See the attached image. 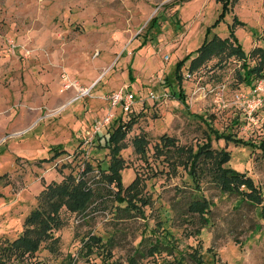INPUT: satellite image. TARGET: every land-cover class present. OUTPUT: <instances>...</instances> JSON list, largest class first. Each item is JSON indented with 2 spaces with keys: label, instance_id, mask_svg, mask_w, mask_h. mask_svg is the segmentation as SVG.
Wrapping results in <instances>:
<instances>
[{
  "label": "rangeland",
  "instance_id": "1",
  "mask_svg": "<svg viewBox=\"0 0 264 264\" xmlns=\"http://www.w3.org/2000/svg\"><path fill=\"white\" fill-rule=\"evenodd\" d=\"M206 29L208 38L231 33L244 54L264 47V0H0V246L19 235L47 183L77 177L87 162L84 179L100 187L95 165L108 155L99 144L117 120L131 122L118 151L121 184L137 177L147 201L133 213L116 208L112 189H98L102 205L82 215L61 208L50 240L6 264H264V78L243 85L238 61L216 65L214 55L190 73L185 60L174 78ZM118 89L132 94L125 112L108 104ZM208 127L250 145L215 140ZM161 135L174 147L157 149ZM205 141L252 181L255 204L242 189L220 192L211 160L188 169V150ZM52 147L62 152L51 158ZM194 195L208 201L207 213L185 211ZM90 235L99 241L88 253ZM141 239L161 245L149 253Z\"/></svg>",
  "mask_w": 264,
  "mask_h": 264
},
{
  "label": "trees",
  "instance_id": "2",
  "mask_svg": "<svg viewBox=\"0 0 264 264\" xmlns=\"http://www.w3.org/2000/svg\"><path fill=\"white\" fill-rule=\"evenodd\" d=\"M210 33L209 29H206L200 44L194 49L192 53L187 54L183 59L176 62L174 67V78L180 79V68L186 63V72L190 73L202 63L208 60L211 56H218L216 65H220L228 58H233L238 61L236 73V79L246 86H252V83L259 79L264 78V47L255 46L252 47L247 54H244L236 43L234 37L229 33L226 37L218 38L214 33ZM225 50V51H223ZM177 98H180V93L176 94ZM131 122L128 120L124 123L116 124L112 127L111 131L107 134V137L99 144L100 148L106 149L108 155L107 165L100 167L95 165V170L98 174V179L101 181L98 189L109 191L112 189V200L116 202V208H121L126 211H133V213H140V207L147 201L137 195L134 185L137 177H134L127 185L122 186L120 181L118 165L119 155L118 151L123 148L120 144L122 138L125 137L129 130ZM208 132L213 134L215 140L222 138L224 142L231 141L233 144L241 143V145H250L248 142L241 141L237 138L230 136L229 134H222L216 130L208 127ZM134 149L138 153L143 151L145 139L142 136H138L132 139ZM160 146L159 149L165 146H173V141L170 137L161 135L159 137ZM209 142V140H208ZM207 141L204 144L196 147V150H188L186 164L188 169L198 164L202 159L211 160L210 172L208 174L209 179L213 182L215 187L223 193L240 194L246 193L247 196H240L249 204H255L254 198L256 194V188L252 181L243 173L234 171L227 166H223L228 160V153L225 150H214L210 148ZM156 147V145H154ZM174 147V146H173ZM258 147L264 154V139L260 141ZM53 148V147H52ZM51 148V149H52ZM56 148V147H55ZM177 148V147H176ZM160 149V150H161ZM170 150V147H165V150ZM53 153L51 158L58 156L62 150L52 149ZM176 150V149H175ZM213 159L212 158H215ZM201 163V162H200ZM93 168L89 163H84L81 171L74 178L71 174L62 177L59 182L47 183L37 195V205L29 211V213L23 219V229L15 238L9 241L7 244L0 246V264H6L11 259L21 258L25 255L31 254L38 249V246L45 239L51 238V228L57 226L60 222L58 212L61 208L68 213L83 214L88 207L100 206L103 201L102 195L95 187H91L84 179L85 175ZM192 170V169H190ZM192 179H195L193 171L187 172ZM196 180V179H195ZM239 186H241L239 188ZM239 196V195H238ZM122 204V205H121ZM197 211L201 214L208 212V201L202 196H190L185 204V211ZM203 210V211H202ZM89 240V241H87ZM98 238L90 235L83 241L84 249L88 253L90 252V244H98ZM143 249L147 252H151L155 248H159L161 243L158 240H146L141 239L140 243L144 242ZM107 252V251H106ZM144 252L139 248L134 250L135 256H143ZM132 264V262H131Z\"/></svg>",
  "mask_w": 264,
  "mask_h": 264
},
{
  "label": "built area",
  "instance_id": "3",
  "mask_svg": "<svg viewBox=\"0 0 264 264\" xmlns=\"http://www.w3.org/2000/svg\"><path fill=\"white\" fill-rule=\"evenodd\" d=\"M62 82H63L64 87H67L69 85L72 87H76L75 82L68 81V79L64 76H62ZM86 92H87V89L79 90L77 97H80L82 94ZM131 102H132V94L123 89L112 91L108 96V104L110 108L118 107L120 110L124 112L128 109ZM112 115H113L112 113H109L105 119L110 120L112 118ZM97 128H98V125H95L93 128V131L96 130Z\"/></svg>",
  "mask_w": 264,
  "mask_h": 264
},
{
  "label": "crops",
  "instance_id": "4",
  "mask_svg": "<svg viewBox=\"0 0 264 264\" xmlns=\"http://www.w3.org/2000/svg\"><path fill=\"white\" fill-rule=\"evenodd\" d=\"M71 100V99H70ZM75 101H72L70 104L74 103Z\"/></svg>",
  "mask_w": 264,
  "mask_h": 264
}]
</instances>
